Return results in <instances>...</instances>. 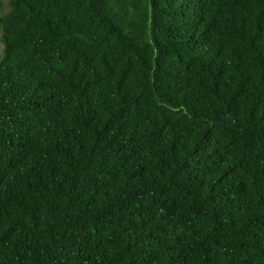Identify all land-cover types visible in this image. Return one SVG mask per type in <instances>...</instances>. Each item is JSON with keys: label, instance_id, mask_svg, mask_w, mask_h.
<instances>
[{"label": "trees", "instance_id": "16d2710c", "mask_svg": "<svg viewBox=\"0 0 264 264\" xmlns=\"http://www.w3.org/2000/svg\"><path fill=\"white\" fill-rule=\"evenodd\" d=\"M0 264H264V0H0Z\"/></svg>", "mask_w": 264, "mask_h": 264}, {"label": "rangeland", "instance_id": "374dc122", "mask_svg": "<svg viewBox=\"0 0 264 264\" xmlns=\"http://www.w3.org/2000/svg\"><path fill=\"white\" fill-rule=\"evenodd\" d=\"M2 48H3V44H2L1 41H0V53H1V51H2Z\"/></svg>", "mask_w": 264, "mask_h": 264}]
</instances>
